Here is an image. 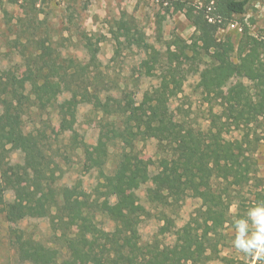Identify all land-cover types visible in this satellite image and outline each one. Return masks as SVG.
<instances>
[{
  "label": "trees",
  "instance_id": "trees-1",
  "mask_svg": "<svg viewBox=\"0 0 264 264\" xmlns=\"http://www.w3.org/2000/svg\"><path fill=\"white\" fill-rule=\"evenodd\" d=\"M248 2L209 0L202 9L187 7L185 15L196 34L190 44L181 41L185 63L163 66L160 84L140 102L126 88L114 101L105 94L109 80L100 70L98 47L89 40L86 49L90 58L85 64L55 57L48 45L29 41L37 54L31 53L24 60L21 74L16 69H0V105L5 112L0 122V185L3 191L13 192L11 201L1 197L0 215L7 222L49 218L66 251L63 255L61 249L48 247L19 229L9 237L18 262L206 264L218 255L225 239L223 229L232 219L233 194L240 196L238 189L258 180L259 172L252 150L259 139L256 125L264 120V67L259 43L245 34L235 62L236 46L231 37L218 38L224 23L246 13ZM31 6L36 7L35 0ZM114 34L116 40L127 38L138 47H147L142 33L137 34L127 21H120ZM155 53L153 49L144 64L149 74L160 68ZM187 63L198 75V88L210 105L206 129L177 120L170 108L171 100L182 92ZM66 93L69 98L60 102ZM88 103L102 113L92 151H87L75 130L79 107ZM33 108L43 113L53 111L71 133L63 150L50 146L48 130L42 126L25 133L24 117ZM231 128L242 132L240 139L225 138ZM150 139L166 153L159 161L161 177L154 180L142 165L137 148L138 142ZM111 148L113 174L107 172ZM80 149L86 156L82 166L99 173L101 181L93 192H87L81 180L71 186L58 185L62 176L58 157L67 163L69 152ZM15 151L23 155L22 163L10 161ZM150 183L146 198L156 207L177 206L187 197L201 202L193 219L195 227L174 234L172 245L163 246L158 237L148 243L141 241L139 226L150 211L139 203L136 192ZM261 196V191L257 192L255 201ZM99 216L112 221L113 229L101 227ZM160 220L165 222L160 231L164 235L174 221L165 213Z\"/></svg>",
  "mask_w": 264,
  "mask_h": 264
},
{
  "label": "rangeland",
  "instance_id": "rangeland-1",
  "mask_svg": "<svg viewBox=\"0 0 264 264\" xmlns=\"http://www.w3.org/2000/svg\"><path fill=\"white\" fill-rule=\"evenodd\" d=\"M31 1L33 0H0V69H16L21 74L25 70L24 60L34 53L29 41L48 45L54 50L52 54L55 57L61 55L68 62L78 61L85 64L90 58L86 49L89 40L97 45L100 70L109 80L105 94L111 95L114 101L113 99L119 97V92L126 88L140 102L145 93L151 92L160 84L163 66L175 65L183 60L185 63L187 57L182 52L181 41L190 44L196 34L195 27L186 18V8L202 9L209 0H35V8L31 6ZM248 1L246 13L234 15L229 23H224L218 38L231 37L236 46L233 61L237 62V50L240 43L245 42V34L254 37L259 43L257 47L264 67V0ZM123 20L129 22L137 34L142 33L146 48L136 46L127 38L115 39L114 32ZM153 49L159 59L160 68L157 66L149 74L144 64ZM188 55L191 56V53ZM188 63L183 68L186 78L182 83V92L171 100L170 108L177 120L206 129L210 123L207 113L210 105L205 102V97L198 88V75L191 70ZM68 98L69 94L66 93L61 96L60 102ZM4 116L5 112L0 105L1 123ZM101 117L102 113L95 111L91 103L80 105L75 130L84 139L87 151H92L97 142L100 131L98 121ZM41 126L48 130L50 146L54 150H63V145L68 143L71 133L65 131L53 111L43 113L36 108L31 109L24 117L23 130L29 133ZM256 127L259 141L255 139L252 150L258 164V180L238 189L240 196L233 194L235 198L231 207L232 219L223 229L225 239L219 245L218 255L206 264H253L251 258L243 257L232 247V241L236 235L233 220L246 218L249 208L264 203V120ZM241 133L231 128L225 138L238 140ZM137 148L141 154L142 165L148 168L153 180L161 177L159 161L166 153L157 141L150 139L138 142ZM111 151L112 155L107 164L109 174H113L115 168L113 148ZM69 156L67 163L62 156L57 159L62 169L58 185L71 186L81 180L84 189L93 192L101 181L99 173L96 170L87 171L82 166L86 159L83 150L69 152ZM10 161L15 164L22 163L23 155L15 151L11 153ZM149 186L152 183L136 192L139 203L150 211V215L144 216L139 226L141 241L148 243L158 237L163 246L172 245L176 239L174 234L195 227L193 219L201 202L187 197L177 206L156 207L146 198V188ZM259 191L262 196L260 201H255ZM1 197L11 201L13 192L3 191L0 185V200ZM163 213L173 219L174 226L166 234L160 235L161 227L165 225L160 220ZM97 220L107 231L114 227L113 222L106 217L99 216ZM19 229L46 246L61 249L62 254H66L55 237L49 218L7 222L0 215V264H21L9 240L10 233ZM256 264H264V260Z\"/></svg>",
  "mask_w": 264,
  "mask_h": 264
},
{
  "label": "clouds",
  "instance_id": "clouds-1",
  "mask_svg": "<svg viewBox=\"0 0 264 264\" xmlns=\"http://www.w3.org/2000/svg\"><path fill=\"white\" fill-rule=\"evenodd\" d=\"M233 227L232 247L253 264L264 260V203L249 208L246 218L234 219Z\"/></svg>",
  "mask_w": 264,
  "mask_h": 264
},
{
  "label": "built area",
  "instance_id": "built-area-1",
  "mask_svg": "<svg viewBox=\"0 0 264 264\" xmlns=\"http://www.w3.org/2000/svg\"><path fill=\"white\" fill-rule=\"evenodd\" d=\"M231 26H232V27H235V25H234V24H232Z\"/></svg>",
  "mask_w": 264,
  "mask_h": 264
}]
</instances>
